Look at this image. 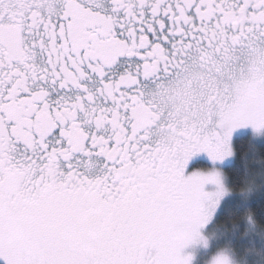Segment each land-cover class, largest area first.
Listing matches in <instances>:
<instances>
[{"label": "snow or ice", "instance_id": "1", "mask_svg": "<svg viewBox=\"0 0 264 264\" xmlns=\"http://www.w3.org/2000/svg\"><path fill=\"white\" fill-rule=\"evenodd\" d=\"M247 128L264 0H0V264H202Z\"/></svg>", "mask_w": 264, "mask_h": 264}, {"label": "trees", "instance_id": "2", "mask_svg": "<svg viewBox=\"0 0 264 264\" xmlns=\"http://www.w3.org/2000/svg\"><path fill=\"white\" fill-rule=\"evenodd\" d=\"M233 150L234 160L223 167L227 184L234 194L225 204L231 211L220 216L216 223L229 231L226 246L235 257L245 264H264V135L262 139L252 138L250 133L240 135L233 141ZM251 177L255 192L247 200L239 196V192L247 187ZM248 225L257 238L253 236V240H249L251 236L246 237L244 228Z\"/></svg>", "mask_w": 264, "mask_h": 264}, {"label": "rangeland", "instance_id": "3", "mask_svg": "<svg viewBox=\"0 0 264 264\" xmlns=\"http://www.w3.org/2000/svg\"><path fill=\"white\" fill-rule=\"evenodd\" d=\"M248 133L252 135V138L254 136L255 139L263 138V135H256L251 130V128L245 129L241 135L248 134ZM236 138H234V140ZM232 150H233V146H232ZM233 153H234V150H233ZM234 158H235V153L220 168V175H221L222 182L224 183L225 188L228 190L226 201L230 200V198L234 194L232 193L231 189L229 188V185L227 184V178L224 173L223 167L231 163L234 160ZM251 179L252 177L248 179V182L246 185L247 187L244 190L239 192L240 193L239 196H244L247 200L255 192V189H253V184H252L253 180ZM256 191H258V188H256ZM227 231L228 230L226 229V227H219L215 221L214 223H212V225L209 228H207L206 231L198 232L192 235V237L190 238L188 242V245L186 246L184 255L188 257L190 260L195 259L197 257H201L202 264H221L222 260H226V264H245L243 261H240L237 257H235L231 253V251L227 249V246H226ZM244 233H246V237L251 236L250 238H248L249 240H253V236L257 238V235L253 233V229L249 225L245 226ZM218 241H222V243H217ZM247 244L249 245L250 242L247 241ZM209 247L212 248V251L207 254V258H203L204 250L208 249Z\"/></svg>", "mask_w": 264, "mask_h": 264}]
</instances>
